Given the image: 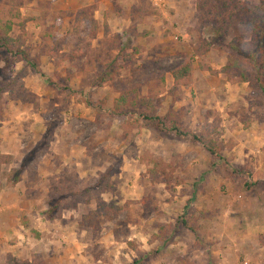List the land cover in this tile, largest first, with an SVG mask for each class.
<instances>
[{
  "label": "rangeland",
  "instance_id": "374dc122",
  "mask_svg": "<svg viewBox=\"0 0 264 264\" xmlns=\"http://www.w3.org/2000/svg\"><path fill=\"white\" fill-rule=\"evenodd\" d=\"M262 2L264 0H237L238 8L250 7L251 17L255 19L259 18V13L254 10V4L260 5ZM80 6L81 4L75 0L72 2L69 0H0L1 14L8 15L11 8H20L23 15H33L40 19L39 22H29L25 32L16 28L12 33L14 38L22 37L23 46L30 48L31 57L39 61L40 70L19 62L11 71L7 70L6 74H0V81L9 82L23 68L27 71V75L20 80V83H24L29 91L35 93L34 90H37L42 94L38 96L37 104L15 100L8 92L4 94L2 107L5 117L0 119V149L4 130L2 121L6 118H8L5 123L8 130L18 132L22 129L20 132L26 146L21 153V162L13 160L10 164L0 166L1 181L7 180L6 187L14 183L12 171L16 168H13V164L17 163V168L21 166L47 136V128L51 124L55 129L54 137L57 131L60 137L68 141L73 139L77 146H86V153L95 152L96 156L93 157V164L89 168L93 170L84 177L76 175L78 173L74 166L62 167L58 160H54L53 175L48 181L43 178L41 187L46 191L47 185L49 186V196L42 195L44 193L37 195L31 188L37 180V168L40 162L31 159L27 166L25 165L21 194L24 193L22 207L25 210L22 216L27 221L29 219L26 211L36 206V201L37 204L40 202L42 207H45H41L40 210L46 211L51 208L53 193L61 197L69 193L70 189L83 191L82 188L91 187L94 196L90 203H81V208L76 212L67 209L66 205L78 195L66 197L53 215H47L46 221L38 225H29L30 228L26 229L27 233L23 235L20 247L9 253L8 264H264V221L259 222L260 218L264 220V185L262 186L264 172H256L254 162L241 164L231 159V157L237 159L239 155H244L241 154L242 151L238 153L235 150L238 138L244 134L242 129L236 131L233 129L224 136L220 130V111H217L214 106L199 107L201 115L205 114L206 117L208 115L213 122H205V125L198 124L196 128L190 129V132L192 135L201 134L204 129L217 126V133H214L213 137L221 146L223 159H214L204 146L193 141L191 136L186 138L169 132L165 125L140 122L143 129L139 131L133 127L135 125L132 123L127 124L125 122L127 120L123 117L112 116L111 109L114 105L115 93L120 92L119 89L123 86L119 80H123L128 86H132L129 83L133 82L140 88V95L145 85L142 79H148L152 74L137 70L130 74L132 67L126 68L131 62L136 63L137 60L133 48L129 51L125 49L128 43L131 47L133 46V41L128 42L129 38L125 43V40L122 41L117 36L110 35L111 30L106 27L104 30L109 29V33H106L105 42L102 43V38L98 39L100 32L98 33L97 26L86 35V29L77 23V18L88 7L94 6ZM262 8L264 10V5ZM158 9L168 10L169 8L163 6ZM229 12L232 19H238L243 15L240 10L232 9ZM55 15L61 17L58 26L60 38L56 42L44 43L41 41V32L45 26H51L57 22ZM238 24H234L229 37L225 36L224 39L217 34H212L210 30L212 25L209 20L205 17L200 19L199 16L195 32L197 38L194 40L199 47L191 44V34L187 33V29L178 30L176 36L193 47L194 60L196 54L202 56L209 52L208 59H213V55L215 60L221 62L224 58L228 60L230 42L236 41V44H242L250 40L246 27L238 26ZM76 30H78L77 33H82L81 40ZM68 38L73 42H79L75 47L78 51L75 56H73V50L69 49ZM208 40L212 41L209 50H207L209 46L204 45V42ZM87 44L91 46L87 48L86 55L81 57L83 48ZM115 58L116 62H114ZM201 58L197 60L200 63ZM187 60V58L174 56L169 61L162 62L168 69L170 66L183 64ZM194 62L197 64L196 60ZM110 63L113 68L118 65L122 68L114 82L108 83L104 88L98 87L95 84L98 75H101ZM4 67L5 62L0 60V69ZM210 72L214 74V70ZM107 91H113V95L109 94L107 95L109 97L105 98L103 95ZM114 91L117 92L114 93ZM185 93V91L183 94L180 93L179 100L189 106L190 103L184 98ZM192 95L195 98L194 101H197V94ZM246 100L247 105L243 102H233L230 105L232 115L229 116L233 119L232 116L235 115L237 118L240 115L242 124L252 119L259 121L257 126L260 131L257 136L260 137L261 130L264 129V97L259 90L257 97L250 92ZM88 101L92 103V106L86 104ZM160 103L161 112L170 109L172 105L170 100ZM246 108L253 114H250ZM215 111L216 114H214ZM36 123L46 126L45 132L37 137H35L37 132L32 129V125ZM111 123H114L116 127L114 125L110 130ZM100 126L108 127L110 131L108 138L105 136L106 131L101 130ZM233 135L238 136L237 139ZM100 152L114 153L116 159L112 162L104 161L105 159L100 158ZM175 155L185 159L174 161L177 158ZM172 156L173 160H165ZM150 158L162 160L167 166L166 175L158 171L160 175L158 182L151 178L149 170L155 166L149 162ZM192 159L198 161L193 163ZM53 166L50 165L51 168ZM205 167L207 170L203 172ZM234 169L238 170L237 173ZM105 173L110 174L115 185L118 184L115 193L100 194L102 187L98 180H101ZM91 174L93 175L90 176ZM188 174L191 175L187 176ZM203 174L204 176L201 177ZM165 178L167 182L164 181ZM196 178L199 179L198 183L195 181ZM69 180L82 181L75 188H69ZM221 181L223 184H219ZM196 183L199 189L197 194ZM0 184L3 185L1 182ZM207 185H211L212 188L207 189L210 187ZM0 189H2L1 186ZM203 191L205 192L200 193ZM98 197L107 202L115 200L124 209L116 220L103 221L101 232L95 236L93 229L81 225L84 216L81 214L96 209ZM38 199H40L39 202ZM200 202L212 204L214 211L207 215L202 210L204 208H201ZM213 203L217 206L214 207ZM70 211L73 214H69ZM64 213H67V216L62 222ZM50 218L60 221L59 229L55 227L56 221L54 224ZM183 220L189 222L193 228L184 226ZM65 221L70 223L66 224ZM77 221H80L79 225ZM165 227L168 230L164 231ZM71 230L69 240L63 236V232ZM53 233L60 239L57 244L49 242L52 238L49 237ZM75 235H81L82 239L75 238L76 240L67 245ZM15 240L11 239L10 243L13 244ZM67 246H71L68 248L69 251ZM65 254H69V259L64 257ZM71 255L74 257L70 258Z\"/></svg>",
  "mask_w": 264,
  "mask_h": 264
},
{
  "label": "crops",
  "instance_id": "0c3cea01",
  "mask_svg": "<svg viewBox=\"0 0 264 264\" xmlns=\"http://www.w3.org/2000/svg\"><path fill=\"white\" fill-rule=\"evenodd\" d=\"M69 1L72 2L74 0H69ZM75 1L81 4L80 7H85L89 5H93L95 7L93 17L94 20L97 22L98 33L100 32L98 39L102 38L103 41L102 43L105 42L106 33H109V29L111 30L110 35L115 37L117 36L118 38H120V40L122 39V41L125 40L126 41L125 43H127L128 38H129L128 42L133 41L132 47L129 43L125 47V49H127L128 51L130 48H133L134 52L136 53V59H137L136 63L131 62V64L128 65V67H126L128 69L132 67V69H130V74L134 70L142 71V73L148 72L147 74H152V75L159 71L160 72L166 71L167 86L166 89H164V92L158 96L160 99V101L158 102L165 103L166 101L170 100L172 105L170 109L164 110V112L160 111L162 110L161 109L162 107H160L158 110V115H160L163 118L166 117L173 118L174 120H177V123L180 124L183 128L192 130L196 128L198 124H204L205 122L206 123L213 122L208 117V115L207 117L205 114L204 116L201 115L199 111L200 110L199 107L203 108V106H206V108H208V106H212V107L214 106L215 108H217V111L218 110L220 111L221 114L220 130L222 131V133H224V136L227 135V132H232L233 129H235L234 131H236L237 129H242L241 130L242 133L244 132L242 137L238 138V141L236 142L235 145V150L238 151V153L242 151L241 154L244 155H239L237 159L231 157V159L233 161L241 162V164H245L247 162L248 163L254 162L256 163L255 171L264 172V129L262 128L260 137H258L259 135L257 136V134H259L260 130H259V126H257V123L259 121H255L252 119L250 122L247 121L245 122V124H242L240 122V115L237 116L238 119L235 118V115L232 116L234 120L229 116L230 114L232 115L231 113L232 108H230V105L235 101L238 103L243 102L244 104L247 105L248 102L246 98L248 97L251 91L248 88L247 83H242V84L232 83L227 79L226 74L222 73L221 71L222 68L228 63L227 59L224 58L221 62H218L217 60L214 59L213 55H212L213 59H208L210 58L208 57L207 54L209 52H207L202 56L196 54L195 60L198 65L194 64L193 82L188 86L178 87L179 89L177 90L175 95L170 93V91L174 87V78L172 77L170 71L174 68H177L179 65H181V63L176 66H170V68L166 69L162 61L163 60L169 61L174 56L181 57L184 59L194 58L195 53L192 54V51H194L193 47L182 42L176 36V33L180 29H187V33L191 34V35L189 34L192 40L191 44L197 45V47H199L198 46L199 44L198 43L196 44L194 40L197 38V36H195L196 34L195 32L199 21L198 12H199V2L201 0H165L166 7L168 6L170 10L156 8L154 6L155 4L153 0H75ZM106 27H108L109 29H106L105 31L104 29ZM200 57H202L200 59L202 60L201 63L197 61L199 60ZM208 67H211L216 72L212 74ZM149 78L150 76L148 77V79ZM148 79H144V78L142 79V82L145 83V85L143 86L142 92L140 91V95H139L140 97L157 96L156 93L152 94V90L147 84ZM110 82H114V80ZM110 82L105 83L101 87L104 88V86ZM129 85H134V83L130 82ZM43 91L46 92L47 90H43ZM184 91L186 92L184 98L187 99L188 102L190 103L189 106L188 105L186 106L182 100H179L180 93L183 94ZM34 92L38 94V96L42 95L41 92L39 93L37 90H34ZM115 92L117 91H114V93ZM47 93L52 94V92H48V91ZM194 93L197 94V101H194L195 98L192 95ZM109 94L113 95V91H107V93L103 96L106 98L109 97L107 96ZM119 96H120V92L115 93L114 101ZM246 110H248L250 114H253V112H251L248 108H246ZM214 114H216V111L214 112ZM7 119L8 118L2 121V123H4V125L2 126V129H4L2 134V142H1L2 154L13 156L14 162H21L22 161L21 153L26 146V142H23L22 140V136H23L21 135L22 129L20 130L21 132L18 130V132L20 133L14 132L12 131V129L8 130L6 128L7 125L5 124ZM95 122L99 127V123L97 122L96 117H95ZM141 122L143 123L145 121L141 120ZM114 125H115L114 123L109 124L110 130L114 127ZM32 129L37 132L36 135L34 134L35 137H37L38 135L41 136L45 132L46 126L41 125L40 123H36L35 125H32ZM100 129L106 131L105 136L108 138L110 133L108 127L100 126ZM233 137L237 139L238 136L235 137L233 135ZM52 142L53 144L51 145L50 152L47 153L42 158L41 161H39L40 164L37 168V177H36L37 180L32 184L33 186L31 187L33 188V190H35L37 195L42 193H44L42 195H46V196L50 195V188L48 185L46 191L44 189H41V187L44 182L43 178L47 179L48 181L49 177L53 175L52 169L55 168V166H53L54 160H58V163H60L62 167L64 166L66 168H69L67 166L70 167L74 166L76 172L79 174L76 175L79 177H84L86 174H88L90 170H93L89 168L91 164H93L94 161L93 157H96L94 155L95 152H93V154L86 153V146L83 147H79V145L77 146L74 143L73 139L68 141L63 137H60L57 131L55 133V137ZM99 154L102 160L105 159L104 161L112 162L116 159V155L114 153L110 154V152H105V153L100 152ZM173 159L174 158L172 156L165 160L171 161ZM181 159L184 160L185 158L182 156H178L177 158L174 159V161ZM116 161L118 162L119 160L117 159ZM196 161L198 160H193V163ZM16 164L17 163L13 164L14 165L13 168H17ZM50 165L53 167L51 168ZM86 167L88 169H86ZM10 170L11 169H9V171ZM43 170L45 174H43L44 173ZM206 170L207 169L205 167V169H203V172ZM92 175L93 174H91L90 176ZM190 175L191 174H188L187 176ZM203 176L204 174L201 175V177ZM198 180L199 179L196 178L195 181L198 183L199 182ZM6 181L7 180L4 181V179L1 181L0 179V182L3 184V185L0 184V186L2 187V189H0V264H8L7 257L9 253L13 252L14 250L20 247L22 243L21 240L22 238H24L23 235L27 233L26 228L23 225V216H22V213L25 212V210L22 207L24 193L21 194L23 190L24 180L22 178V180H20L19 182L11 183V186L9 187L5 186V184H7ZM197 183L195 184L197 188V189L195 188L196 194L197 191L199 192ZM219 184H223L222 181ZM263 185L264 183L262 184V186ZM207 186H210L208 188L206 187L207 189L212 188L211 185H207ZM204 192L205 191L200 193H204ZM39 200L40 199H38V202ZM199 204L201 205V208H204L202 210L207 215H209L212 211H214L212 204L208 202H200ZM40 205L41 203L39 202V204H37L36 201V206L30 207L32 209L26 211L27 212L26 215L29 219L28 222L30 223V225L31 224L38 225L41 224L43 221H46L45 219L48 215V210H46L47 212L44 211L45 209L40 210V208L42 207V205L41 206ZM49 205H48V209H49ZM81 205L82 204H79V206L76 209L71 208V210L73 212H76L81 208ZM216 206L217 205H214V207ZM70 213L73 214L71 211L69 212V214ZM86 213L88 212H84L81 215L83 216ZM66 216L67 213H64L62 222L66 220L65 219ZM50 220L52 219L50 218ZM55 221L53 222L54 224ZM80 221H77L78 225ZM256 221L257 220H255V222ZM263 221L264 220L260 218L259 222H263ZM59 222L60 221H56L55 224V227H57V229H59L60 226ZM65 222L66 224H68L69 221H65ZM79 228H81V226ZM79 231L80 230H78V232ZM40 232H42V230ZM71 233L72 230L63 232V236H66L70 240ZM57 236L58 235L53 233L49 237V238L52 237L51 240H49V242L51 244L59 243L60 239H58ZM15 238L17 239L15 240ZM75 238L82 239V236L75 235L74 239H72L70 243H68L67 245L71 244L74 240H76ZM11 239L15 240L13 244L10 243ZM70 247L71 246H67V251H69L68 248ZM64 257L69 259V254H65ZM72 257H74V255H71L70 258Z\"/></svg>",
  "mask_w": 264,
  "mask_h": 264
},
{
  "label": "trees",
  "instance_id": "16d2710c",
  "mask_svg": "<svg viewBox=\"0 0 264 264\" xmlns=\"http://www.w3.org/2000/svg\"><path fill=\"white\" fill-rule=\"evenodd\" d=\"M254 10L259 13V18L255 19L251 17L252 9L240 7L238 8L237 0H201L199 2V16L200 19L204 17L209 20L212 25L210 29L212 34H217L218 37L225 36L229 37L230 30L233 28L235 23H239L238 26H245L247 32L250 34V40L245 41L242 44H236V41L229 43V54L228 63L222 68V73L226 74L227 79L232 83H247L248 88L251 90L252 95L258 96L259 90L264 97V10L262 6L264 2L260 5L254 4ZM95 7L86 9L83 14L78 16L77 23L82 25L86 29V35L91 32V30L97 26V22L93 19ZM240 10L243 15L238 19H232L230 17V10ZM229 16V17H228ZM57 20L56 23L51 26H45L41 32V39L45 42H56L60 38L58 26L61 22L60 16L55 15ZM230 19V22H229ZM39 22L40 19L33 15H23L21 9L11 8L9 14H1L0 12V60L5 62V67L0 69V74L3 75L7 70H12L15 68L16 64L23 62L24 64L31 65L34 69L40 70L39 61L37 59H32L30 48L23 46V39L14 38L12 33L16 28L20 29L22 32L26 31L29 22ZM78 29V28H77ZM95 29V28H94ZM76 30L78 38L81 40L83 38L82 33ZM214 32V33H213ZM75 34V35H76ZM89 36V35H88ZM226 38V37H225ZM224 38V39H225ZM69 43V49L73 50L75 56L77 54V43L67 39ZM79 40V41H80ZM205 46L207 50L210 49L212 41H205ZM203 47L205 48V46ZM91 45L87 44L83 48V54L85 56L87 50ZM88 48V49H87ZM202 48V49H204ZM206 50V51H207ZM116 58L115 61L116 62ZM120 65L116 68L108 64L106 69L101 75H98L96 85L103 86L105 83L114 80L119 72ZM210 71H213L211 67H208ZM171 75L174 78V87L170 91L171 94L175 95L178 87L188 86L194 80V59H188L183 64L177 68L172 69ZM216 72V71H214ZM6 74V73H5ZM27 75V71L22 68L21 71L16 75V77L10 79L9 82L0 81V119L5 117L4 109L2 107V101L5 93H11L15 100H22L24 102H31L37 104L38 95L29 91L24 83H20V80ZM123 84L122 88L119 89L120 96L115 99L113 108L111 109L112 116H121L127 124L132 123L134 128L141 131L142 125L141 120L146 123H159L166 126L169 132H174L181 137H192V140L203 145L204 148L209 152V154L215 158H222L221 146L219 145L217 139L213 137L214 133H217V126L212 129L206 128L201 134H193L189 129L183 128L177 123L173 118H163L158 115V110L161 103L158 102V96L164 92L167 86V76L165 72H158L152 75L148 80L147 84L152 90V94L156 93L157 96L151 97H140L139 88L135 85L128 86L123 80H119ZM87 105L92 106V103L88 101ZM264 105V103H263ZM135 114H138L137 116ZM47 136L37 145V147L30 153L28 158L23 161L20 167L13 169L12 181L14 183L19 182L23 178V173L26 169V164L31 160L40 161L47 153L50 152L51 142L54 140V125H48ZM14 158L11 155L2 154L0 149V166L3 164L12 163ZM149 162L154 164V168L150 169V175L153 181H160V175L158 171H162L166 175V167L162 160H156L155 158H150ZM26 165V166H25ZM173 171V170H172ZM238 170L234 169L237 173ZM82 180L72 181L69 180V188L76 187L80 184ZM167 182V178L164 179ZM64 182V181H61ZM101 193H115L117 187L109 173H105L101 180H98ZM70 189L69 193L65 195L57 196L52 194L51 208L48 210V215L51 216L58 210L61 206V202L69 196L78 195L76 198H72L66 205L67 209L77 208L79 204L85 202H91L94 194L92 193L91 187L82 188L83 191H72ZM124 207L121 206L117 201L111 200L107 202L101 197L96 198V209L90 211L88 214L83 216L81 225L87 228H91L94 231L95 236H98L102 230L103 221H114L123 211ZM184 226L193 228L189 225V222L183 220ZM23 225L26 229L30 228V223L23 219ZM168 230L166 227L164 231ZM173 234V232H172Z\"/></svg>",
  "mask_w": 264,
  "mask_h": 264
},
{
  "label": "built area",
  "instance_id": "2783aa9c",
  "mask_svg": "<svg viewBox=\"0 0 264 264\" xmlns=\"http://www.w3.org/2000/svg\"><path fill=\"white\" fill-rule=\"evenodd\" d=\"M154 4L158 8H163V6H166L165 0H154Z\"/></svg>",
  "mask_w": 264,
  "mask_h": 264
}]
</instances>
